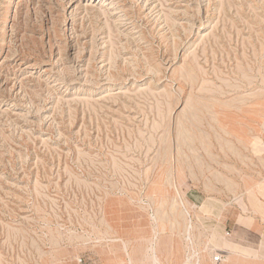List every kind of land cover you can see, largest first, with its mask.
Here are the masks:
<instances>
[{"label":"rangeland","instance_id":"obj_1","mask_svg":"<svg viewBox=\"0 0 264 264\" xmlns=\"http://www.w3.org/2000/svg\"><path fill=\"white\" fill-rule=\"evenodd\" d=\"M261 179L264 0H0V264L206 258Z\"/></svg>","mask_w":264,"mask_h":264},{"label":"crops","instance_id":"obj_2","mask_svg":"<svg viewBox=\"0 0 264 264\" xmlns=\"http://www.w3.org/2000/svg\"><path fill=\"white\" fill-rule=\"evenodd\" d=\"M249 186V190L246 189L242 196L229 202L218 200L214 204H206L202 200L200 207H193L198 218L205 217L219 222L218 226L213 225L212 230L208 231L207 228L212 239L213 253L204 257L205 252L194 244L195 237L189 227V231L185 230L183 246L177 255L169 242L165 244L170 239L164 238L161 244V238H149L147 249L143 250L142 263L216 264L212 258L218 252L222 260L217 264H264V179ZM127 253L125 250L126 257ZM126 259L129 264L137 263L129 256Z\"/></svg>","mask_w":264,"mask_h":264},{"label":"built area","instance_id":"obj_3","mask_svg":"<svg viewBox=\"0 0 264 264\" xmlns=\"http://www.w3.org/2000/svg\"><path fill=\"white\" fill-rule=\"evenodd\" d=\"M221 258H222L221 255L218 252H216V254L212 258V261L217 264L221 262L222 260Z\"/></svg>","mask_w":264,"mask_h":264},{"label":"bare ground","instance_id":"obj_4","mask_svg":"<svg viewBox=\"0 0 264 264\" xmlns=\"http://www.w3.org/2000/svg\"><path fill=\"white\" fill-rule=\"evenodd\" d=\"M110 3H108L107 1L104 2V5H109Z\"/></svg>","mask_w":264,"mask_h":264}]
</instances>
